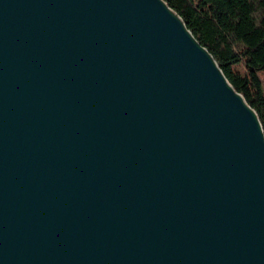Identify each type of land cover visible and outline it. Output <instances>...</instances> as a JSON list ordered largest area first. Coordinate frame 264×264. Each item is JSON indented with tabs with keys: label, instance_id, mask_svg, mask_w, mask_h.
<instances>
[{
	"label": "water",
	"instance_id": "water-1",
	"mask_svg": "<svg viewBox=\"0 0 264 264\" xmlns=\"http://www.w3.org/2000/svg\"><path fill=\"white\" fill-rule=\"evenodd\" d=\"M0 264H264V130L165 0H0Z\"/></svg>",
	"mask_w": 264,
	"mask_h": 264
},
{
	"label": "trees",
	"instance_id": "trees-1",
	"mask_svg": "<svg viewBox=\"0 0 264 264\" xmlns=\"http://www.w3.org/2000/svg\"><path fill=\"white\" fill-rule=\"evenodd\" d=\"M214 57L264 130V0H165Z\"/></svg>",
	"mask_w": 264,
	"mask_h": 264
}]
</instances>
